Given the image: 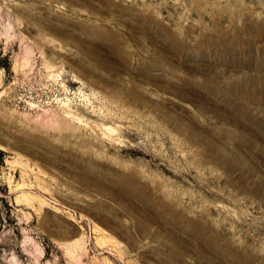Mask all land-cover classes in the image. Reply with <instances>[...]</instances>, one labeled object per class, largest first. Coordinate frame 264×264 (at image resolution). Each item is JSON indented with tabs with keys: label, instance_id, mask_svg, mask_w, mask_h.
I'll use <instances>...</instances> for the list:
<instances>
[{
	"label": "rangeland",
	"instance_id": "obj_1",
	"mask_svg": "<svg viewBox=\"0 0 264 264\" xmlns=\"http://www.w3.org/2000/svg\"><path fill=\"white\" fill-rule=\"evenodd\" d=\"M0 264H264V0H0Z\"/></svg>",
	"mask_w": 264,
	"mask_h": 264
}]
</instances>
